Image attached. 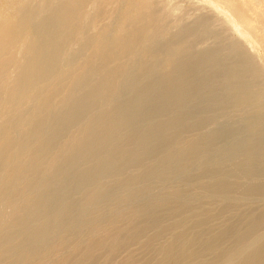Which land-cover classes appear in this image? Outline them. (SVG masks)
Masks as SVG:
<instances>
[{"label": "bare ground", "instance_id": "obj_1", "mask_svg": "<svg viewBox=\"0 0 264 264\" xmlns=\"http://www.w3.org/2000/svg\"><path fill=\"white\" fill-rule=\"evenodd\" d=\"M22 1L0 12V264H264V0L182 23L123 0L102 28L101 1Z\"/></svg>", "mask_w": 264, "mask_h": 264}, {"label": "rangeland", "instance_id": "obj_2", "mask_svg": "<svg viewBox=\"0 0 264 264\" xmlns=\"http://www.w3.org/2000/svg\"><path fill=\"white\" fill-rule=\"evenodd\" d=\"M5 3H4V2ZM15 1H16V3H17V8H20V3H21V1L22 0H11V3L13 4V3H15ZM28 1H31L30 3L28 2ZM32 1H35V2H33L32 3ZM37 1H38V3H40V9H41V7H42V9H41V11L39 12V17L38 18H41V17H44L43 15H47V13L49 14L52 10H53V8H55L59 3H61V1L60 0H24V1H22V3L23 4H21V6H25V7H27V5H28V3H29V5L31 4V5H35V3H37ZM45 1H46V3H45ZM60 1V2H59ZM66 1V0H65ZM64 0L62 1V3L63 2H65ZM98 1H101V2H98ZM94 0V2H98V4L99 3H101V4H103L102 6L103 7H101L100 6V4H99V6L101 7V9H104L103 10V13L106 11V8H110V9H107V11H106V13H107V15H108V17L106 16V13L103 15V18L101 19V20H99V21H101V23H99V21L98 22H96L97 24L99 23V27L100 28H102L106 23H108V22H111V21H113L114 20V17L118 14V12H116V11H119V9H120V7H121V5L123 4V0H114L117 4H114L115 2H113V4L111 3V1L112 0H110V1H108L107 3L108 4H106V1L105 0ZM143 1H146V0H143ZM148 1H150V2H148ZM160 1H162V0H160ZM159 1V2H160ZM166 1V0H165ZM165 1H162V3L160 4V3H157L158 1L157 0H154V2L152 1L151 2V0H147V3L149 4V9L151 10V11H154V10H157V8H158V10H157V13H159L160 11V9L162 8V7H160V5H162L163 6V4H165L166 2ZM177 1V2H176ZM1 3H0V12H4L5 13V15H7V14H10V12H14L15 10L14 9H16V8H14V6L12 5V4H9L10 3V0L8 1V0H1L0 1ZM25 2H28L27 4H25ZM44 2V3H43ZM54 2V3H53ZM57 2H59V3H57ZM102 2H105V4L104 3H102ZM109 2H110V4H111V6H108V5H110L109 4ZM167 2L168 3H166V5L165 6H167L168 8H166L167 9V11H169V9H170V6H172V8H174V7H176L175 6V4H179L178 5V8L176 7V9H178L177 11H175V8L173 9V12H175L176 13V15L179 17V16H181V19H180V17L178 18H174L177 22H179V23H182V22H187V21H191V20H193V19H195L197 16H199L200 14H206L209 10V12H208V14L207 15H209L210 16V14H212L211 12H212V10H211V8H210V5H211V0H167ZM43 3V4H42ZM50 3V4H49ZM53 5H55V7L53 6L52 7V4ZM56 3H57V5H56ZM3 4H5V6H3ZM19 4V5H18ZM152 4V5H151ZM153 4H155L154 5V7H157V8H154L153 7ZM157 4V5H156ZM169 6H168V5ZM182 4H183V6H182ZM13 6V9L11 8L12 6ZM15 5V4H14ZM28 5V6H29ZM46 5V6H45ZM48 5H50V6H48ZM105 5H107V6H105ZM116 5V6H115ZM119 5V6H118ZM159 5V6H158ZM174 5V6H173ZM10 6V7H9ZM44 6V7H43ZM49 7V9H48V7ZM114 6H115V12H111L112 10H114ZM182 6V7H181ZM197 6H198V8H197ZM6 9H5V8ZM15 7H16V5H15ZM105 7V8H104ZM3 8H4V10L6 11L8 8V12L6 13L5 11H3ZM44 8V9H43ZM46 8L48 9V10H46ZM116 8H118V10L116 9ZM160 8V9H159ZM192 8H195V9H192ZM12 11H11V10ZM10 10V11H9ZM43 10H45V11H43ZM108 10H111L109 13L112 15H110L109 13H108ZM182 10H183V13H182ZM192 10V11H191ZM42 11H43V13H42ZM49 11V12H48ZM179 11V12H178ZM188 11V12H187ZM45 12V13H44ZM4 13H2L1 15H4ZM42 13V14H41ZM179 13H181V15L179 14ZM12 14V13H11ZM114 14V15H113ZM179 14V15H178ZM186 14V15H185ZM188 14V15H187ZM196 14V15H195ZM0 15V16H1ZM110 15V16H109ZM41 16V17H40ZM106 16V17H105ZM183 16H184V18H183ZM186 16V17H185ZM189 18H188V17ZM194 16V17H193ZM104 18H107V19H105L104 20ZM109 18V19H108ZM116 18V17H115ZM214 18H216V17H212V18H210V19H206V21L207 22H213V23H215V22H219L217 19H214ZM169 20H171V18L169 19ZM215 20H217V21H215ZM102 21L104 22V23H102ZM215 21V22H214ZM106 22V23H105ZM95 23V27L97 28V30L98 29H100L99 27H98V25ZM211 24V26H209V28L208 29H204L203 31H206V33L208 34V35H206V34H204L203 33V31L201 32V33H197L198 35H197V40H195V42L196 43H194L195 45H193L192 46V49H194V50H196L195 48H197V49H203V48H200V47H204V48H207V47H210V46H213L219 39H216L217 37H215V31L216 30H218L219 28H217V29H215V27H218L216 24H218V23H216L215 25L214 24ZM100 24H102V25H100ZM208 24V23H207ZM97 25V26H96ZM212 25H214L215 27H213ZM219 25V24H218ZM102 26V27H101ZM211 27H213L214 28V30L211 28ZM95 28V29H96ZM213 30V32H214V34H212L213 32L211 31V30ZM212 32V33H210V31ZM217 32V31H216ZM200 34V35H199ZM202 34H204L203 36H202V38L204 39H206L207 38V40H204V42L203 41H201V40H203V39H201L200 41L198 40L199 39V36H200V38H201V35ZM210 34V35H209ZM217 34V33H216ZM211 35H214V36H211ZM205 36V37H204ZM207 36H210V38L209 37H207ZM214 38H215V40H214ZM217 40V41H216ZM206 42V43H205ZM199 43V45H197ZM203 43V44H202ZM201 96H197V97H195L194 99H196V100H192V104H194V102H195V104L194 105H192V104H190L191 106H194V107H191V106H189L190 107V109L192 108V110H194V109H196V108H198V107H196V106H201V104H202V100H200L201 98H200ZM198 98V99H197ZM199 100V101H198ZM199 102V103H198ZM196 107V108H195ZM99 110V109H98ZM97 110V111H98ZM78 196H80V195H76V197H78ZM172 220L171 219H166L165 221H164V223L166 222V223H170ZM221 222V220H219V223ZM154 232V229H150V231L148 232V234L149 235H151L152 233ZM134 247V248H133ZM133 247H131L130 249L132 250H134V249H137V247L136 246H133ZM129 251V249H124V250H122L121 251V253H119V255L117 256V259H120V258H122V257H124L125 256V254L127 253Z\"/></svg>", "mask_w": 264, "mask_h": 264}]
</instances>
